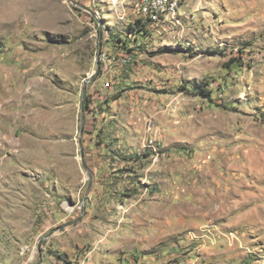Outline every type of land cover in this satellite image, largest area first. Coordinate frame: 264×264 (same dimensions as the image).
<instances>
[{"label":"rangeland","instance_id":"1","mask_svg":"<svg viewBox=\"0 0 264 264\" xmlns=\"http://www.w3.org/2000/svg\"><path fill=\"white\" fill-rule=\"evenodd\" d=\"M72 1L0 0V264H264V0Z\"/></svg>","mask_w":264,"mask_h":264},{"label":"bare ground","instance_id":"2","mask_svg":"<svg viewBox=\"0 0 264 264\" xmlns=\"http://www.w3.org/2000/svg\"><path fill=\"white\" fill-rule=\"evenodd\" d=\"M184 0H145L139 5L142 19H149L150 26L178 22Z\"/></svg>","mask_w":264,"mask_h":264},{"label":"trees","instance_id":"3","mask_svg":"<svg viewBox=\"0 0 264 264\" xmlns=\"http://www.w3.org/2000/svg\"><path fill=\"white\" fill-rule=\"evenodd\" d=\"M148 25H150L149 19L148 20L139 19L130 25V31L131 33H134V34H145L146 32L150 30ZM207 86H208L207 84L201 83L200 85L197 86L196 89L200 90V92L203 94L204 97L209 98L211 97V91L208 90Z\"/></svg>","mask_w":264,"mask_h":264},{"label":"water","instance_id":"4","mask_svg":"<svg viewBox=\"0 0 264 264\" xmlns=\"http://www.w3.org/2000/svg\"><path fill=\"white\" fill-rule=\"evenodd\" d=\"M70 2H71L73 5H75L76 7L84 8V7L81 6L80 4L74 3L72 0H70ZM100 68H101V66H100V64H99V69H100ZM89 176H90V178H91V174H89ZM91 185H92V180H90V185H89L88 192H87V194H86V198H87V196H88V193H89V190H90ZM77 222H78V221H75V222H71V223H69V224H66V225L60 226L59 228H57L56 230H54L53 232H51L48 236H46V237L42 240V242L45 241V240H47V239L50 238L51 236H53L55 233L60 232V231H63V230H65V229H67L68 227L74 226ZM42 242H41V243H42Z\"/></svg>","mask_w":264,"mask_h":264},{"label":"built area","instance_id":"5","mask_svg":"<svg viewBox=\"0 0 264 264\" xmlns=\"http://www.w3.org/2000/svg\"><path fill=\"white\" fill-rule=\"evenodd\" d=\"M144 2H145V0H136V8H138L139 5L144 4ZM173 2H174V0H173ZM2 50H3V47L0 45V53ZM99 60H100L101 66H103V68L107 67L108 61L110 60V56L107 52H101Z\"/></svg>","mask_w":264,"mask_h":264},{"label":"crops","instance_id":"6","mask_svg":"<svg viewBox=\"0 0 264 264\" xmlns=\"http://www.w3.org/2000/svg\"><path fill=\"white\" fill-rule=\"evenodd\" d=\"M45 264V263H44Z\"/></svg>","mask_w":264,"mask_h":264}]
</instances>
